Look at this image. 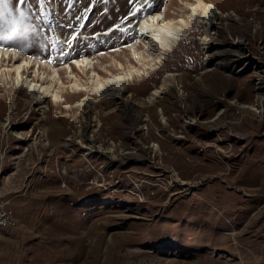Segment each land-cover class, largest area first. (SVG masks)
Returning a JSON list of instances; mask_svg holds the SVG:
<instances>
[{
	"label": "rangeland",
	"instance_id": "rangeland-1",
	"mask_svg": "<svg viewBox=\"0 0 264 264\" xmlns=\"http://www.w3.org/2000/svg\"><path fill=\"white\" fill-rule=\"evenodd\" d=\"M144 1L0 4V46L46 62L0 65V264H264V0ZM150 12L188 20L165 54L126 27Z\"/></svg>",
	"mask_w": 264,
	"mask_h": 264
},
{
	"label": "bare ground",
	"instance_id": "bare-ground-1",
	"mask_svg": "<svg viewBox=\"0 0 264 264\" xmlns=\"http://www.w3.org/2000/svg\"><path fill=\"white\" fill-rule=\"evenodd\" d=\"M194 1H195L194 3H190V5L188 7L189 9L187 8V10H190L189 15H188L189 16L188 20L190 19L192 21H197L198 18H202V20L204 19L205 22L207 21L209 24L213 23L214 15H213L212 11H213L214 5L208 3L205 0H194ZM137 6H139V5H137ZM140 8H142V6H139L138 9H140ZM144 17L145 16H143V17L141 16L138 19L137 18L133 19L128 25H126V27H127V29L128 28L129 29L130 28L135 29L134 31H135V34L137 37V39H135L136 41L140 42L141 39H143V41L146 40L148 42V47H147L148 49H153L151 46L155 45L156 49L160 51L159 53H162V54H165L166 51L168 52L171 49V43L173 41H175V39L178 38V35L180 34L179 32L184 27H186V28L189 27L188 20L185 19L181 15L177 16L175 18L167 19L162 14L159 15V13L150 12V13H148L146 18H144ZM202 20L198 19L199 22H203ZM103 33H107V30H98L96 32L97 35H100ZM83 35L86 36V34H83ZM205 38L206 37H204V39ZM202 43H204V42H202ZM210 47H212V45ZM10 50L11 49H7V48L0 46V55H1L0 65L3 64V61H5V60H7V61L12 60V66L14 65V68L12 69V71H14L17 76L19 75V77H21L20 68H21V70H24L25 72L29 71L31 64H33V66L37 65L36 73L39 72L40 68L41 69L45 68L44 64L46 62L39 61V60L35 59L34 57L21 58L22 62L20 64H16L19 62L20 57L18 54L16 55V53H17L16 51L12 50L13 52L11 51L12 53H10L9 52ZM216 53L218 55H221L223 57H228V58L233 56V53L231 52V50L227 49V48L224 50H219ZM11 54H12V56H11ZM142 58L143 57L141 56V58H139V60H141ZM157 59L158 60L156 62H159V66H160V64L163 62L162 60H164V57H162V55H159V57ZM89 63H90V60L88 57H82L81 56L80 58H78V57L73 58L65 66L67 69H69L70 72H73L71 70V68H73L72 66L85 69ZM46 66H49V63L46 64ZM61 72H64V71L62 70ZM56 74L59 76L61 73L59 71H57ZM170 75H172L171 72L167 71L166 75L164 76L163 80L161 81L159 87L154 88L152 91V94L157 95V94H159V92H161L162 89H164L166 87V84H167L166 80H168L167 78ZM46 76L41 77L42 78L41 80H43V81L45 80V82H52L53 78L51 76L49 77V75H48V77H46ZM45 77L48 78L47 81H46ZM37 80H39V78H37ZM123 80H124V76L122 74H117L114 76L112 82H110V83H99L98 87H102V89L96 88V90H98V91L100 90L101 92H103V91H112V92L115 91V92H117L120 89H118V87H116L115 83L122 82ZM40 86H41V84H40ZM43 90H46V88L43 87ZM244 107L251 110V109H253L254 106L253 105H244Z\"/></svg>",
	"mask_w": 264,
	"mask_h": 264
},
{
	"label": "built area",
	"instance_id": "built-area-1",
	"mask_svg": "<svg viewBox=\"0 0 264 264\" xmlns=\"http://www.w3.org/2000/svg\"><path fill=\"white\" fill-rule=\"evenodd\" d=\"M11 224L10 215L6 213V211L0 210V230L2 228H6Z\"/></svg>",
	"mask_w": 264,
	"mask_h": 264
},
{
	"label": "snow or ice",
	"instance_id": "snow-or-ice-1",
	"mask_svg": "<svg viewBox=\"0 0 264 264\" xmlns=\"http://www.w3.org/2000/svg\"><path fill=\"white\" fill-rule=\"evenodd\" d=\"M25 2H26V0H19V4L20 5H23ZM41 2H42V0H41ZM0 4H2L5 7H7L10 4V0H0ZM137 11H139V9Z\"/></svg>",
	"mask_w": 264,
	"mask_h": 264
}]
</instances>
